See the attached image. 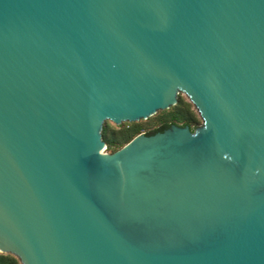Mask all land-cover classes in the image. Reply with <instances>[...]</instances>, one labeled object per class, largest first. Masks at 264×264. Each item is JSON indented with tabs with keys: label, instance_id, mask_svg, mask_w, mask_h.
Wrapping results in <instances>:
<instances>
[{
	"label": "water",
	"instance_id": "water-1",
	"mask_svg": "<svg viewBox=\"0 0 264 264\" xmlns=\"http://www.w3.org/2000/svg\"><path fill=\"white\" fill-rule=\"evenodd\" d=\"M0 253L264 264V0H0Z\"/></svg>",
	"mask_w": 264,
	"mask_h": 264
},
{
	"label": "trees",
	"instance_id": "trees-1",
	"mask_svg": "<svg viewBox=\"0 0 264 264\" xmlns=\"http://www.w3.org/2000/svg\"><path fill=\"white\" fill-rule=\"evenodd\" d=\"M158 113L146 120L145 125L140 123L121 125L119 128L122 129V132L118 137H116L114 129H110V127L105 125L102 137L107 145L106 151L115 153L142 133L151 136L163 132L173 125L188 126L193 132L196 131V126L198 125L197 112L194 110L192 103L185 101L180 96L175 106ZM0 264H21V262L14 255L0 253Z\"/></svg>",
	"mask_w": 264,
	"mask_h": 264
},
{
	"label": "rangeland",
	"instance_id": "rangeland-1",
	"mask_svg": "<svg viewBox=\"0 0 264 264\" xmlns=\"http://www.w3.org/2000/svg\"><path fill=\"white\" fill-rule=\"evenodd\" d=\"M180 97H181L182 99H184L185 101L190 102L189 98H188L186 95L181 94ZM190 103H191V102H190ZM193 106H194V105H193ZM194 110L197 112L195 106H194ZM159 113H160V112H159ZM159 113H158V114H159ZM197 120H198V125L196 126V130H197L199 127H201V126H202V123H203V121H202V119H201V117H200V115H199L198 112H197ZM136 123L144 124V123H146V120H142V121H139V122H136ZM126 124H128V123H124V124H122V126H125ZM105 125L108 126V127H110V129H114L113 131H114L116 137L120 136V134H121V132H122V129L119 128L120 126H117V125L114 124L113 122H107ZM144 125H145V124H144ZM154 128H155V126H154ZM142 134H144V133H142ZM104 152H105V153H109V152H107V151H105V150H104Z\"/></svg>",
	"mask_w": 264,
	"mask_h": 264
},
{
	"label": "built area",
	"instance_id": "built-area-1",
	"mask_svg": "<svg viewBox=\"0 0 264 264\" xmlns=\"http://www.w3.org/2000/svg\"><path fill=\"white\" fill-rule=\"evenodd\" d=\"M107 147L105 148V151H106Z\"/></svg>",
	"mask_w": 264,
	"mask_h": 264
}]
</instances>
